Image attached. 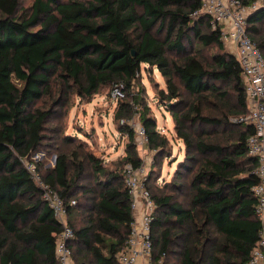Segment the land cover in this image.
Listing matches in <instances>:
<instances>
[{"label": "trees", "instance_id": "16d2710c", "mask_svg": "<svg viewBox=\"0 0 264 264\" xmlns=\"http://www.w3.org/2000/svg\"><path fill=\"white\" fill-rule=\"evenodd\" d=\"M0 0V264H59L62 223L29 170L63 199L74 230L75 264H121L133 219L125 165H142L128 124L127 155L115 169L63 131L71 95L88 97L123 83L116 118H131L132 81L156 67L159 90L185 154L170 181H146L155 201L153 259L164 264H247L260 234L253 186L258 161L247 84L221 28L200 12L202 0ZM256 0H242L251 4ZM264 56V3L247 19ZM143 106L140 119L158 158L169 139ZM57 153L54 165L34 161Z\"/></svg>", "mask_w": 264, "mask_h": 264}, {"label": "built area", "instance_id": "2783aa9c", "mask_svg": "<svg viewBox=\"0 0 264 264\" xmlns=\"http://www.w3.org/2000/svg\"><path fill=\"white\" fill-rule=\"evenodd\" d=\"M262 3L264 0H256L251 4H245L242 0H202V7L195 12L209 14L213 27L221 28L222 39L235 49L247 84V98L251 111L245 120L252 123L255 128V133L248 138V152L258 161L256 173L259 181L253 186V192L257 198L255 212L262 223L259 238L247 264H264V56L247 33L248 17ZM112 93L117 99L123 98L125 96L123 85H115ZM137 132L139 135H145L148 140L144 127H140ZM27 166L43 188L44 199L62 223V230L56 240L59 264H75L69 246L70 239L74 237V230L67 223L64 201L43 180L34 163H27ZM141 166L135 167L131 162L125 165V180L132 195L133 219L129 237L119 253V261L121 264H139L145 259V264H164L162 258L158 261L153 259L152 221L156 205L146 186V177L144 179L142 177L144 167ZM139 207L141 211L137 214L136 210Z\"/></svg>", "mask_w": 264, "mask_h": 264}, {"label": "rangeland", "instance_id": "374dc122", "mask_svg": "<svg viewBox=\"0 0 264 264\" xmlns=\"http://www.w3.org/2000/svg\"><path fill=\"white\" fill-rule=\"evenodd\" d=\"M31 0H24L23 4H30ZM235 54V49L229 44L227 46ZM140 74L132 81L130 87V98L140 94L142 105L149 107L148 114L157 120V128L170 141L172 156L167 155L162 159L158 158L155 164L156 149L151 147L145 135H139L137 130L143 127L140 119L143 106L134 105L131 118H116L120 98L114 97L112 91L115 87L104 86L102 89L91 96L81 97L71 95L68 108L62 109L61 120L63 131L69 134L74 144H80L82 152L93 153L100 157L109 168L115 169L127 155L129 146V135L126 131L120 130V125L128 123L136 132L134 144L138 157L142 160L144 167L143 179H149L148 174L154 165L153 180L160 185L170 181L178 167V163L185 154L184 142L178 138L174 129L172 114L164 106V100L160 97L159 90L166 87L165 79L156 67L144 68ZM122 84L123 83H119ZM124 86V85H123ZM57 153H47L45 150H38L33 153L32 159L43 160L46 165H54ZM141 166V167H142ZM145 181V182H146Z\"/></svg>", "mask_w": 264, "mask_h": 264}, {"label": "crops", "instance_id": "0c3cea01", "mask_svg": "<svg viewBox=\"0 0 264 264\" xmlns=\"http://www.w3.org/2000/svg\"><path fill=\"white\" fill-rule=\"evenodd\" d=\"M140 211H141V207H139L137 210H136V213L138 214V213H140ZM146 262H145V259H142L141 261H140V263L139 264H145Z\"/></svg>", "mask_w": 264, "mask_h": 264}]
</instances>
